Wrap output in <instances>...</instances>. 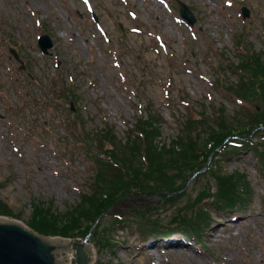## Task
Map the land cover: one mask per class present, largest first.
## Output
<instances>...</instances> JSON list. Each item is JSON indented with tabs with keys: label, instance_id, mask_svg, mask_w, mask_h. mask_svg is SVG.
<instances>
[{
	"label": "rangeland",
	"instance_id": "1",
	"mask_svg": "<svg viewBox=\"0 0 264 264\" xmlns=\"http://www.w3.org/2000/svg\"><path fill=\"white\" fill-rule=\"evenodd\" d=\"M180 3L194 25L180 18ZM43 34L53 43L48 55L37 46ZM239 34L264 56V0H0V218L7 219L1 221L35 228L37 212L83 216L78 210L88 207L95 185L104 186L102 175L113 183L118 170L126 174L108 166V151L126 169L140 164L134 130L141 119L155 121L157 149L173 147L182 129L203 132L196 119L214 126L220 110L228 124L247 120L246 105L232 91L242 75ZM60 86L71 88L55 100ZM258 136L264 147V133ZM155 151L164 176L170 174L165 161L172 155ZM218 152L199 177L178 180L173 201L145 179L149 187L113 210L123 214L121 225L104 219L88 239L94 264H264V167L251 148ZM218 171L244 175L251 186L245 206L220 211L203 203L210 223L196 238L141 234L138 219L167 226L177 209L216 192Z\"/></svg>",
	"mask_w": 264,
	"mask_h": 264
},
{
	"label": "trees",
	"instance_id": "2",
	"mask_svg": "<svg viewBox=\"0 0 264 264\" xmlns=\"http://www.w3.org/2000/svg\"><path fill=\"white\" fill-rule=\"evenodd\" d=\"M235 45L238 59L237 69L242 72V75L239 76L241 80L232 91L241 99L256 102L259 110L255 111L254 115L250 117V120L243 122V120L237 119L228 124L223 112H220L214 126L210 123L196 120L194 124H198L197 127L199 128L202 127L203 132L195 130L191 133L183 129L181 134L177 136L173 147L164 146L162 149H159L160 147L157 149L153 147L152 141L153 135L159 133L155 121H153L151 117H148V119H141L138 121L136 129L134 130V134L138 135L137 139L140 140L139 142L136 141L137 149L135 150H137L138 156L140 155L141 162L137 166H135V164H129L127 170L132 174L131 177L128 178L125 173L118 170L115 177H113V179H115L114 182L111 183L106 181V174L102 175L100 177V182H106L104 186L101 188L99 187V190H95L92 196L86 199L88 200V207L78 210L84 213L83 216L82 213L75 212L73 214L66 213L65 215H59L58 217L51 216L49 218V213L41 211L35 214L34 222H36L38 226L35 228L32 226V228L42 235H59L71 238L84 236L91 227L89 221H95L99 214L113 205L116 201H119L129 194H134L135 189H141L145 186L149 187L150 181L146 182L145 179L153 180L152 187L158 191L156 192L154 190V193H159L166 200L173 201L174 197H169V195L181 189L182 185H178V180L183 183V178H190L193 173L202 169L206 165L209 154L222 144L224 137L233 133L236 134L239 130L246 132V128L248 131L253 129L258 130L259 127L264 128L263 57L257 54L252 45L241 36L235 37ZM187 120L190 125L191 120ZM100 134L105 133H99V135ZM96 140L100 141L98 137H96ZM133 140L135 139H132V141ZM154 149L159 150V153L166 152L172 155V157H168L165 161L167 172H170V174L164 176L163 173L165 170L161 169V165H159V161L164 160H158L157 158L154 160L153 154L156 152ZM106 154H108L112 162L116 163L121 168L126 165L124 160H121L119 156L111 151H108ZM256 155L264 167V147L257 146ZM142 164H144L145 168H143ZM138 173L144 174L142 178H138L140 177ZM173 174H181V176L174 177L172 176ZM152 175L155 177L152 178ZM216 177L219 178V186L217 187L215 195L219 203L231 206L232 208L236 206L237 201L243 196L244 198L247 197L249 185L245 180H242L241 175L224 176L221 171H218ZM102 196H105V198H102ZM208 196L210 195L206 193L198 195L194 200L195 207L197 208V204ZM112 197H114V199ZM3 206L0 204V208ZM195 207L193 208L187 205L184 208L185 210L177 209L172 219V221L178 224V229L180 231L192 237L198 236L199 232L203 231V225L204 227L208 226L207 213L203 208H197V212ZM72 218L74 219L72 220ZM84 220L85 222H89V225L87 223L83 225ZM150 231L158 234L157 231L160 230L154 231L150 229Z\"/></svg>",
	"mask_w": 264,
	"mask_h": 264
},
{
	"label": "water",
	"instance_id": "3",
	"mask_svg": "<svg viewBox=\"0 0 264 264\" xmlns=\"http://www.w3.org/2000/svg\"><path fill=\"white\" fill-rule=\"evenodd\" d=\"M243 13L244 17L248 14L245 9ZM180 15L190 24L194 23L193 15L184 5L181 6ZM39 46L47 53L52 46L48 36L40 39ZM15 223L0 222V264H87L89 258L94 257L77 240H73L71 245L61 239H51L60 246L50 245L22 228V224Z\"/></svg>",
	"mask_w": 264,
	"mask_h": 264
},
{
	"label": "bare ground",
	"instance_id": "4",
	"mask_svg": "<svg viewBox=\"0 0 264 264\" xmlns=\"http://www.w3.org/2000/svg\"><path fill=\"white\" fill-rule=\"evenodd\" d=\"M241 224H243V225H241V226H244V224H246V221L244 222V223H241ZM240 224L239 225H236V227H235V231H240ZM63 241H66V242H68L69 243V241L68 240H63ZM84 249H86L87 251H89V252H91V253H93L94 254V257H91V258H89V261L87 262V264H94V261L96 260V251H95V249L92 247V246H90V245H88V246H85L84 247Z\"/></svg>",
	"mask_w": 264,
	"mask_h": 264
}]
</instances>
